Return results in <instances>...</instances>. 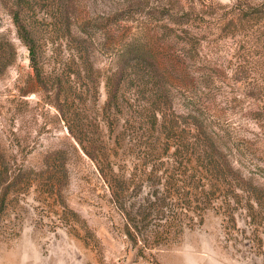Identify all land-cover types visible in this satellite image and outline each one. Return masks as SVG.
I'll use <instances>...</instances> for the list:
<instances>
[{"label":"rangeland","instance_id":"374dc122","mask_svg":"<svg viewBox=\"0 0 264 264\" xmlns=\"http://www.w3.org/2000/svg\"><path fill=\"white\" fill-rule=\"evenodd\" d=\"M14 13L39 36L42 84ZM66 14L70 31L61 21ZM81 28L91 39L89 71L78 59ZM130 45L151 52L160 73L148 87L124 88L114 109L119 120L107 123L104 78L119 70L117 55ZM0 55L9 63L0 74V149L8 168L5 182L0 168V264H264V192L238 184L169 188L157 181L142 192L132 185L123 192L127 212L140 215L139 195L152 194L156 204L153 215L141 214L146 220L136 218L140 237L151 244L153 234H163L165 243L134 248L97 161L57 110L65 96L54 100L74 84L63 86L54 75L81 73L66 104L88 125L85 139L106 148L116 176L142 163L147 171L172 170L175 147L156 146L175 145L176 133L152 118L171 108L191 145L187 171L205 168L204 135L189 131L203 125L233 167L264 191V0H0ZM92 79L102 80L98 89ZM58 150L66 152L67 172L58 159L53 173H42Z\"/></svg>","mask_w":264,"mask_h":264},{"label":"trees","instance_id":"16d2710c","mask_svg":"<svg viewBox=\"0 0 264 264\" xmlns=\"http://www.w3.org/2000/svg\"><path fill=\"white\" fill-rule=\"evenodd\" d=\"M13 17L14 23L17 27V34L29 51L31 66L35 71L36 79L39 84H42L43 71L39 67V53L36 46V41L39 36L36 32L28 28V25L24 23L19 13H14ZM61 21L63 24L68 23V30L70 31L71 23L69 24L67 14L62 16ZM80 30L83 35L78 36V43L80 47L85 51H82V53H80L81 55L78 59L81 61L80 67L83 68V70L89 71L93 69V61L91 60L89 52L87 51V46L90 44L91 39L89 35L85 33V29L81 28ZM149 54H151V52H143L130 45L127 47V49H124L120 54L117 55V61L120 63L119 70L111 73L110 75H106V77L104 78L107 100L103 107L102 115L107 123L109 122V120H112V122L116 124L119 120V116L115 114L114 109L119 108L121 105V98L125 95L124 88H126L130 84H138L142 87H148L157 78V74L160 73V66L157 63L156 58ZM14 56L15 52H13V57ZM3 61L4 58L0 55V74L3 68L5 69L9 65V63L5 64L3 63ZM54 76L60 81V84H63V86L71 83L72 78L74 79L72 81L74 84H72L68 88L63 87L65 88V92L63 93V95L59 92L56 93L55 96L54 94H52L51 96H54V100L56 101L62 100V96H65L66 102L57 105V110L60 113L61 118L65 121L70 135L79 144L83 152L91 159L97 161L101 176L112 189L113 201L117 205L119 204V210H121L125 214V217L128 221V237L130 238L134 248H139L140 251L161 249L165 246V243L164 241H162V238H164L163 234H153L151 236V238H154L153 243H151L152 245L148 244L147 241L142 239L144 237H140V231H138V224L140 223V220L136 221V218L141 217L142 220L143 217L141 216V214L144 213H146V218L150 215H153L151 209L156 204L151 200L153 198L152 194L144 197H140L141 195H139L135 198L134 203L139 204L138 210L140 211V215L139 213H137V217H134L132 213L127 212L126 208L124 207V203L122 202V198L124 195L123 192L129 189L132 185H140L139 189L142 192L144 188H147L149 185H155V182L157 181H164L165 184L169 186V188H174L179 184H184V186L187 185L188 187L193 188V186L191 185H194L195 183L210 181L219 185L222 184L223 186H225V184H238L239 187L245 190L264 192L262 188L255 185L251 180L245 178L239 170L233 167L226 154H224L221 149L213 143L210 134L206 132L203 125H200V127H196L194 124H191L189 131L201 130L202 134L204 135L203 138L204 140H206V143L205 145L204 142L202 143L204 147V154L201 155L200 160H202V163H205V168L203 170L199 167H193V171H187L186 167L188 166L189 162L186 158L190 149L189 146L191 145H189L190 142L185 136V129L181 128V125L177 127V119L181 116L177 115L171 108L152 111V118L154 120L153 124L159 123V125L163 128L165 127L169 133L172 132L168 129L174 130V132L176 133L175 139L173 141L175 142V145L170 144V146L169 144L159 143L160 147L159 144L156 146V150L160 149L162 145L166 146L167 151L172 147H175V154L173 156L174 159L171 167L172 170L165 173H160V171L157 170V167H154L153 165L152 170L148 169L147 171V167H145L146 165H143L142 163L141 166L131 174H129L128 177L126 174H121L119 176L114 175L112 173L113 169H109V154L107 153L106 148L85 139L84 136L85 134L87 135L86 128L88 127V125L82 121L81 114L77 113L76 115V110L67 106L66 104L68 99L77 92L78 86H76V83H79V80H83L84 77L81 76V73H79L77 77H73V75L67 73L66 69H64L61 74ZM91 77L92 76L90 75V78ZM92 81L94 82V86L96 87L95 89H98L99 84L102 83V80L99 79H92ZM139 117L141 120L147 118V116L145 115H141ZM182 148H184L185 150ZM65 153L66 152L64 150H58L49 154L45 159L46 170L42 173H46V171H51V173H53V171H55L58 166L57 160L59 159L60 167L65 174V172H67V159L65 158ZM4 162L5 157L0 149L1 181L5 182V179L8 176V168L4 164ZM17 184L19 183L17 182L16 185ZM61 187H63V185ZM130 229H134L133 232H131ZM166 236H168L167 233Z\"/></svg>","mask_w":264,"mask_h":264}]
</instances>
